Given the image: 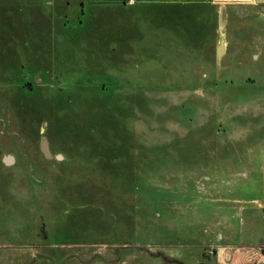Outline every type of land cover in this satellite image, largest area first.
I'll return each mask as SVG.
<instances>
[{"label":"rangeland","instance_id":"1","mask_svg":"<svg viewBox=\"0 0 264 264\" xmlns=\"http://www.w3.org/2000/svg\"><path fill=\"white\" fill-rule=\"evenodd\" d=\"M230 3L0 0V170L52 200L37 243L0 183V264H264L239 245L264 243V14Z\"/></svg>","mask_w":264,"mask_h":264},{"label":"crops","instance_id":"2","mask_svg":"<svg viewBox=\"0 0 264 264\" xmlns=\"http://www.w3.org/2000/svg\"><path fill=\"white\" fill-rule=\"evenodd\" d=\"M262 4L264 5V0H234V3H230V4H234V6H236L237 8L240 9H252L254 7L255 4ZM232 38L235 39V36L232 35ZM238 41H240V39H238ZM255 50L259 53V58H257V60L253 61L254 65L251 67L253 68L254 72H264V34L263 33H259L258 36L256 37L255 40V45H254ZM39 152L45 157L47 156V152L49 153V148L44 146L39 148ZM14 160V158H13ZM12 159L8 158L6 163L10 166H12L11 168H14L13 165H16V162L13 164L11 163ZM5 164V163H4ZM10 168V169H11ZM13 173H11L10 171H8V169L6 170L5 168L0 170V183H4V190H5V198L4 201L7 202V207L6 209H4V216L11 218L14 216H18L20 210H24L26 212H28L29 215H32L31 217L34 219V237H35V241L38 243L42 236H41V232L44 231L47 234V241L48 243H51L52 241V232L50 230L47 229V223L45 222V215L46 212L48 211V208L51 209V199H49V203L47 205V207L45 205H42L40 203L41 200H37L36 198L34 199L36 202L34 203V205H32L31 207L26 206L25 204V199L22 198L23 196L18 197V195L14 194V180H13ZM27 179V178H26ZM260 181V180H259ZM37 185V183H36ZM39 185V184H38ZM261 182H259V188L257 191V195L253 196L251 201L248 203L249 205H251V207L253 206L259 209L264 210V186L263 188H260ZM40 186V185H39ZM7 192V193H6ZM16 192V191H15ZM9 195V196H8ZM243 206L240 207V211H242ZM263 219H264V215H263ZM246 222H255V220L251 219L250 216H247L246 220H243ZM242 221V222H243ZM39 237V238H38ZM236 240H238L239 243H241L242 237L241 236H237ZM242 247H251V246H257L259 248L264 247V243H257L254 244L253 242H244L239 244Z\"/></svg>","mask_w":264,"mask_h":264},{"label":"water","instance_id":"3","mask_svg":"<svg viewBox=\"0 0 264 264\" xmlns=\"http://www.w3.org/2000/svg\"><path fill=\"white\" fill-rule=\"evenodd\" d=\"M260 11L264 14V5L260 6ZM261 253L264 254V248L261 249ZM158 256H161L165 261H169V262H175L177 264H185L182 261L175 259V258H168L166 255L163 254V252H158L157 253Z\"/></svg>","mask_w":264,"mask_h":264},{"label":"built area","instance_id":"4","mask_svg":"<svg viewBox=\"0 0 264 264\" xmlns=\"http://www.w3.org/2000/svg\"><path fill=\"white\" fill-rule=\"evenodd\" d=\"M130 2H133V0H130ZM264 261V260H263Z\"/></svg>","mask_w":264,"mask_h":264}]
</instances>
